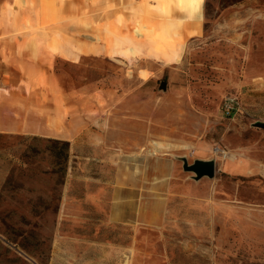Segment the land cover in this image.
Here are the masks:
<instances>
[{"label": "rangeland", "instance_id": "obj_1", "mask_svg": "<svg viewBox=\"0 0 264 264\" xmlns=\"http://www.w3.org/2000/svg\"><path fill=\"white\" fill-rule=\"evenodd\" d=\"M191 14L192 0H0V124L22 119L0 129V264H264V0ZM47 138L69 143L64 175ZM182 157L214 158V176ZM155 162L174 166L156 179ZM131 174L163 182L141 220Z\"/></svg>", "mask_w": 264, "mask_h": 264}, {"label": "crops", "instance_id": "obj_2", "mask_svg": "<svg viewBox=\"0 0 264 264\" xmlns=\"http://www.w3.org/2000/svg\"><path fill=\"white\" fill-rule=\"evenodd\" d=\"M1 99L2 98L0 94V104H1ZM13 121H14L13 122L14 124L10 126H2L0 124V129L13 130V131L20 130L22 128V119L16 118ZM203 159H206V158H203ZM170 165L171 167L169 168V164L163 165L160 162H155L152 164H147L146 170L151 171L155 176H157L155 177L156 179L157 178L161 179V178H164L168 174V172H170V170L173 168L174 164L171 163ZM145 181H148V180L147 179L145 180L142 176H137L134 174V176L132 175L131 178H128V180L125 183L128 189L126 190L127 193L131 194L132 196L131 199L137 200V203L135 205L136 207L135 214H136L137 220L139 219L141 220V216H143L142 211L145 208V201H143L142 198H144L145 192H147L148 190H156L158 192H162L161 190L163 188V182L161 180L159 182H150V183L148 182L149 184L148 183L145 184ZM162 203H163V197L161 195L155 196V203H154L155 208L153 207V210L151 211L148 219H145L144 221H147L149 223H157L161 216L160 207Z\"/></svg>", "mask_w": 264, "mask_h": 264}, {"label": "trees", "instance_id": "obj_3", "mask_svg": "<svg viewBox=\"0 0 264 264\" xmlns=\"http://www.w3.org/2000/svg\"><path fill=\"white\" fill-rule=\"evenodd\" d=\"M241 1L243 0H219L222 6L236 4ZM46 140L49 142V149L54 164V172H61V174L63 173L64 175L68 159V141L56 138H47Z\"/></svg>", "mask_w": 264, "mask_h": 264}, {"label": "water", "instance_id": "obj_4", "mask_svg": "<svg viewBox=\"0 0 264 264\" xmlns=\"http://www.w3.org/2000/svg\"><path fill=\"white\" fill-rule=\"evenodd\" d=\"M165 87H166V82L161 81L160 88L164 89ZM255 125L264 127V122L257 121L255 122ZM182 160H183L182 168L185 171L192 172L194 174L193 177L195 179L201 178L203 176L211 178L215 174L216 163L214 158H208V159L195 158L190 163H188L185 157H182Z\"/></svg>", "mask_w": 264, "mask_h": 264}, {"label": "built area", "instance_id": "obj_5", "mask_svg": "<svg viewBox=\"0 0 264 264\" xmlns=\"http://www.w3.org/2000/svg\"><path fill=\"white\" fill-rule=\"evenodd\" d=\"M222 110L228 117H234L242 111V104L236 94H226L222 98Z\"/></svg>", "mask_w": 264, "mask_h": 264}, {"label": "clouds", "instance_id": "obj_6", "mask_svg": "<svg viewBox=\"0 0 264 264\" xmlns=\"http://www.w3.org/2000/svg\"><path fill=\"white\" fill-rule=\"evenodd\" d=\"M203 0H192V14L189 19L195 20L197 15L202 11Z\"/></svg>", "mask_w": 264, "mask_h": 264}]
</instances>
